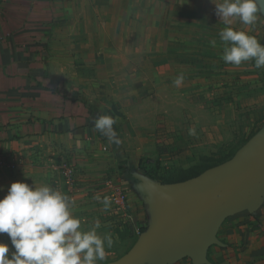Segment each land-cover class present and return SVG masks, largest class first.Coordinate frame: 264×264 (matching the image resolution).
Here are the masks:
<instances>
[{
    "label": "crops",
    "instance_id": "obj_1",
    "mask_svg": "<svg viewBox=\"0 0 264 264\" xmlns=\"http://www.w3.org/2000/svg\"><path fill=\"white\" fill-rule=\"evenodd\" d=\"M183 2L0 0V199L11 183L32 185L39 167L55 169L67 160L88 185L96 177L124 191L121 234L130 244L123 256L140 254L135 264H264V140L242 156L240 167L163 188L141 180L137 170L144 96L176 84L174 71L202 69L203 56H220L219 32L226 27L264 40V14L252 25L226 24L215 13L223 0ZM101 116L116 120L118 144L94 130ZM111 163L120 165L114 181ZM238 172L242 182L225 203L178 229ZM43 179L37 184L49 182ZM63 193L86 200L92 194L70 186ZM93 205L74 202L71 212L79 219L90 214L91 226L97 219L107 225L108 210Z\"/></svg>",
    "mask_w": 264,
    "mask_h": 264
},
{
    "label": "rangeland",
    "instance_id": "obj_2",
    "mask_svg": "<svg viewBox=\"0 0 264 264\" xmlns=\"http://www.w3.org/2000/svg\"><path fill=\"white\" fill-rule=\"evenodd\" d=\"M256 31L257 28L253 29L254 35ZM255 38L264 46L259 35ZM221 45L220 56H203L204 68L201 69L200 64L199 69L174 71L176 84L171 88H153L152 97L144 96L138 119L143 143L137 165L141 180L163 188L216 168L235 166L240 151L264 128V67L256 68L254 60L239 66L225 63L222 59L225 45ZM181 79L185 84L179 85ZM126 154L124 158L129 159ZM134 154L136 157L137 152ZM69 168L73 169L72 176L67 175ZM119 168V164H110L109 181L120 177ZM32 175L35 182L30 187L49 185L63 193L68 192L70 186V190L77 193L80 190L92 193L91 200H86L85 196L71 199L68 194H63L78 207L93 202L98 211L105 209L110 214L109 223H100L96 232L101 237L110 234L113 245L111 248L105 246L106 258L97 264H113L124 257L130 244L128 237L121 234L123 221L127 219L123 211L127 196L117 183L106 184L96 177H89L92 182L88 185L80 171L67 160L55 169L41 166ZM43 178L49 182L37 184L36 180L43 181ZM106 190L113 194L103 197L102 192ZM119 193L120 201L117 199ZM105 198L109 201L107 208L103 203ZM87 215L79 216L82 231L93 227L89 225L90 216ZM92 216L102 219L101 215ZM0 242L9 245L11 258L14 249L7 234H0Z\"/></svg>",
    "mask_w": 264,
    "mask_h": 264
},
{
    "label": "clouds",
    "instance_id": "obj_3",
    "mask_svg": "<svg viewBox=\"0 0 264 264\" xmlns=\"http://www.w3.org/2000/svg\"><path fill=\"white\" fill-rule=\"evenodd\" d=\"M215 13L226 24L238 19L244 25H252L258 15L264 14V0H223L215 4ZM219 37L225 45V63L239 66L254 60L256 68L264 67V46L254 36L226 27ZM215 43L211 41L213 46ZM115 123L114 118L101 116L94 120V130L118 144ZM103 203L107 208L108 199ZM72 205L66 194L49 185L11 183L0 199V234H7L14 251L9 258V245L0 242V264H97L105 260V246L113 245L111 235L97 234L98 219L90 230H80L81 221L73 216Z\"/></svg>",
    "mask_w": 264,
    "mask_h": 264
},
{
    "label": "water",
    "instance_id": "obj_4",
    "mask_svg": "<svg viewBox=\"0 0 264 264\" xmlns=\"http://www.w3.org/2000/svg\"><path fill=\"white\" fill-rule=\"evenodd\" d=\"M264 140V128L254 137L252 138L240 151L238 156L235 159V164L237 166H241V159L245 153L250 151L255 145L259 142ZM242 182V174L238 172L235 177L230 180L226 186L219 191L211 200H209L206 204L200 207L196 212L187 216L184 221L179 225V230L186 228L188 225L193 223L194 221L200 219L204 215H206L212 209L220 206L221 204L225 203L229 197L232 195L234 190L237 188L238 185ZM141 255L136 253H130L119 259L118 261L114 262L113 264H135Z\"/></svg>",
    "mask_w": 264,
    "mask_h": 264
},
{
    "label": "built area",
    "instance_id": "obj_5",
    "mask_svg": "<svg viewBox=\"0 0 264 264\" xmlns=\"http://www.w3.org/2000/svg\"><path fill=\"white\" fill-rule=\"evenodd\" d=\"M67 175L68 176H72L73 175V169L72 168H69L68 170H67ZM119 196H117V199H118V201H120V193L118 194Z\"/></svg>",
    "mask_w": 264,
    "mask_h": 264
}]
</instances>
